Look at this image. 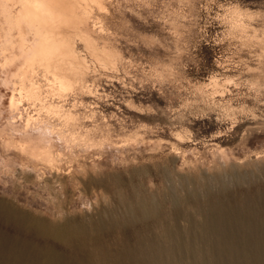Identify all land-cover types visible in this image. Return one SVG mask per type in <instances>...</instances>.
Masks as SVG:
<instances>
[{
  "label": "rangeland",
  "instance_id": "rangeland-1",
  "mask_svg": "<svg viewBox=\"0 0 264 264\" xmlns=\"http://www.w3.org/2000/svg\"><path fill=\"white\" fill-rule=\"evenodd\" d=\"M111 1L106 37L126 73L90 78L93 94L70 91L62 116L26 99L11 110L0 98V200L33 219L66 215L114 229L121 198L134 204L136 191L160 203L161 216L124 224V237L134 243L139 233L164 247L167 227L182 246L202 232L206 188L225 204L245 200L264 212V0ZM28 233L24 241L48 246L61 263L76 255ZM104 233L100 245L117 248L120 233ZM214 240L194 244L208 251Z\"/></svg>",
  "mask_w": 264,
  "mask_h": 264
},
{
  "label": "bare ground",
  "instance_id": "bare-ground-1",
  "mask_svg": "<svg viewBox=\"0 0 264 264\" xmlns=\"http://www.w3.org/2000/svg\"><path fill=\"white\" fill-rule=\"evenodd\" d=\"M111 3V0H0L2 102L7 97L11 110H17L26 99L33 106L40 105L54 114L66 115L60 101L70 91L93 94L95 84L90 83V78L94 82L103 74H118L125 70L126 60L121 50L106 37L105 19L111 11ZM210 190L204 191L206 224L202 232L196 235L191 231L190 244L182 246L186 240L183 238L181 243L179 231L167 227L169 247L139 233L134 243L125 239L124 224L135 222L136 226L139 223L136 220L143 222L152 216H161L160 203L157 205L153 197H143L136 191L134 204L126 197L121 198L124 213L114 229H104L100 225L88 228L83 223L70 221L66 215L63 222L33 219L30 214L29 218L20 207L0 200V264H186L184 258L187 257L196 258L201 264H264V212L261 206L258 211L255 204L252 206L245 200L234 205L225 204ZM4 226L18 230L23 237L9 236L3 231ZM24 230L37 237L56 240L76 255L68 256L70 260L61 263L59 255L48 246L35 247L24 241ZM104 232L120 233L117 248L100 245L97 237H102L99 235ZM196 239H215L216 245L214 242L208 251H203L194 244ZM177 241L181 245L174 244ZM86 243L91 246L81 251L80 245Z\"/></svg>",
  "mask_w": 264,
  "mask_h": 264
}]
</instances>
